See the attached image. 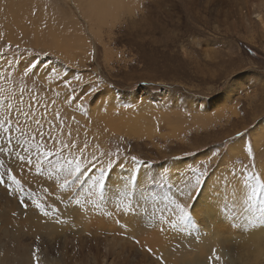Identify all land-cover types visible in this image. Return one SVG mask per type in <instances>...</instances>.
<instances>
[{"label": "rangeland", "instance_id": "1", "mask_svg": "<svg viewBox=\"0 0 264 264\" xmlns=\"http://www.w3.org/2000/svg\"><path fill=\"white\" fill-rule=\"evenodd\" d=\"M32 1L30 12L29 2L20 9L16 1L0 0V145L15 146L14 154L32 160L21 172L12 164L13 157L0 156L5 161L0 167L5 181L11 171L32 192L25 210L0 185V264H264V256L255 260L244 241L246 231L264 233V211L259 210L264 204V0H127L128 7L135 8L132 14L123 9L118 13L121 17L105 18L101 25L93 15L87 16V23L85 16V12L91 13L89 3L95 0H84L89 9L83 0ZM74 2L86 11H78ZM24 8L22 16L31 13L33 17L21 18ZM11 10L16 13H9ZM16 14L21 20L13 18ZM3 18L10 22V28ZM15 21L23 27L25 21L27 24L23 28ZM52 35L60 40L59 44L55 41L58 47ZM30 61L37 62L36 75H31V70L28 75L23 72ZM45 64L70 78L75 74L85 83L97 82L99 93L91 106L81 111L65 102L68 90L45 77ZM73 85L79 87L74 79ZM144 115L148 117L143 119ZM107 117L118 119L119 126ZM112 123L119 127L117 131ZM131 127L141 134L135 136ZM238 133L247 134L241 140L250 142L253 155L249 157L246 149L238 150L233 153L239 157L233 167L228 160L222 163L213 150L223 154L225 149L220 146L225 142L240 144ZM253 137L259 139L257 147ZM118 150L129 157L125 161L129 166L133 156L142 161L135 166L138 182L161 171L174 174L193 164L208 165L204 188L214 189L218 180L228 187L224 189L227 194L224 190L217 193L216 217L210 216L199 197L191 212L195 227L192 222L182 229L178 223L176 228L161 224V216L176 221L179 213L168 211L174 204L166 197L175 189L155 185V200L126 210L132 216L141 215L144 223L133 225L125 234L109 218L111 207L89 203L94 195L84 192L77 197L80 203H69L62 195L65 190L54 188L65 178L71 180L70 172L81 157L94 156L106 163ZM44 151L54 154L44 159ZM187 159L190 162L180 166L179 162ZM230 173L239 176L232 180ZM254 175L257 179H252ZM232 183L241 190L238 199ZM257 185L261 193L249 200ZM33 201L42 204L49 215L37 210ZM182 202L191 205V201ZM53 208L58 211L53 212ZM79 217L82 221L77 222ZM83 223L92 224L86 228ZM45 225L49 228L44 233ZM54 226L62 231L52 229ZM140 228H157L166 245L164 251L157 246L146 248L133 239L131 233ZM51 229L56 233L49 232Z\"/></svg>", "mask_w": 264, "mask_h": 264}, {"label": "snow or ice", "instance_id": "2", "mask_svg": "<svg viewBox=\"0 0 264 264\" xmlns=\"http://www.w3.org/2000/svg\"><path fill=\"white\" fill-rule=\"evenodd\" d=\"M43 66L46 69V78L58 81L64 89L68 90L65 96V102L74 104L75 107L81 111L91 106L93 98L97 97L99 93V85L97 82L88 81L85 83L80 76L73 74L70 78L66 73H62L55 67H50L47 64ZM30 70L31 75H36L38 71L37 62L30 61L23 68L25 75H28ZM73 79L79 84V87L73 85ZM59 95L60 94L57 93V96ZM24 115L27 116L26 113ZM58 115L57 113V116ZM37 124H39V121H37ZM0 127L3 126L0 125ZM11 130V125H9L7 131L10 132ZM246 136V133H238L236 140L240 141L239 145L236 141H227L220 146L225 149L223 154H220L218 150L214 149L213 155L219 156L222 163L228 160L233 167L235 161L239 159V157L233 153L241 148L246 149L248 156L252 157L253 151L250 142L245 139L241 140V137L245 138ZM7 139L9 145H11V138L8 137ZM14 147L15 146L0 145V156L13 157L12 164L23 172L26 167L31 166L32 160L30 157H25L18 152L14 154ZM61 147L75 148L76 146L62 145ZM53 154L52 151H44L42 153L44 159H47ZM56 154H59V152ZM128 159L129 157L122 156L119 150L109 156L106 163L100 162L99 159L94 156L87 158L81 157V159L75 162V167L70 172V176L72 177L71 180L65 178L62 185H54V188L59 187L65 190L62 192V195L66 197L69 203L73 200H77V203H80L77 197L84 192H87L89 195H94V200H90L89 203H93L97 207L102 205L111 207L112 212L108 213L109 218L124 231L125 234L133 225L143 226L144 223L141 215L132 216L130 211L126 210H132L134 205L136 209H138L142 206V202L155 200V185L165 186L168 189L174 188L175 191L172 195L166 197V199L174 204V208L168 209V211L175 213L178 210L179 215L176 221H173L170 216L167 218L161 216V224L167 223L172 228H176L178 223L182 229L186 223L192 222L193 227H195L191 212L194 210L195 204L203 193L206 177L209 175L208 165L193 164L192 167L177 171L174 174L170 171H161L156 177L145 176L142 181L138 182V169L135 166L140 165L142 161H139L133 156L131 157L132 165L129 166L125 163ZM69 163L71 164L72 161H69ZM4 164L5 161L0 159V167H4ZM217 167H219V165H217ZM201 168L204 170L201 171ZM36 169L39 171V163L36 164ZM126 171L127 174H125ZM7 175L9 179L5 181L3 178L4 174L0 173V185L5 186L12 198L18 200L20 207L27 210L30 206L29 197L32 196V192L26 189L24 184L21 183V180L17 179L11 171H9ZM230 175L232 180H236L239 176V174L231 173ZM49 178L51 179V177ZM252 179H257V177L254 175ZM25 183L30 185L31 182L25 181ZM12 185H15V189L12 188ZM234 188L239 190L238 185H234ZM73 189L77 191L73 192ZM261 191V186L257 185L252 189L248 199H254ZM185 200L191 201V205L187 202H182ZM32 203L35 202L33 201ZM35 207L44 216L49 215V212L45 210L42 204L35 203ZM259 210L264 211V204L260 206ZM52 211L56 212L58 209L53 208ZM160 230L165 231L163 227H161ZM133 239H135V237H133ZM36 251H39V249ZM148 251L151 252L152 250L149 249Z\"/></svg>", "mask_w": 264, "mask_h": 264}, {"label": "bare ground", "instance_id": "3", "mask_svg": "<svg viewBox=\"0 0 264 264\" xmlns=\"http://www.w3.org/2000/svg\"><path fill=\"white\" fill-rule=\"evenodd\" d=\"M17 2L18 3V5L20 4V9H21V2H20V0H19V2L17 1V0H12V2L14 3V2ZM22 1V0H21ZM26 1V2H25ZM24 2H23V4H22V6H27L26 5V3H28L29 2V5L30 6H28V10L27 11H29L30 10V12H32V10L30 9V7L32 6V4H30V3H32L33 1L31 0V1H28V0H25ZM28 1V2H27ZM74 1V0H73ZM75 1H77V0H75ZM80 1V0H79ZM82 1V0H81ZM84 1V0H83ZM92 0H90V2H91ZM94 1V0H93ZM125 1V0H124ZM127 1V0H126ZM12 2H11V5H12ZM15 2V3H16ZM34 3V2H33ZM75 3V2H74ZM76 3H78V1L76 2ZM75 3V4H76ZM84 4L86 3V1H84L83 2ZM83 3H82V5L81 6H83ZM125 3V2H124ZM121 0H95V2L94 3H89V5H91L92 6V10H91V13H87L86 14V12H85V16H86V19H88L87 18V16L89 17L90 15H93V17L94 18H96L97 19V21H98V23H100V25H101V23L102 22H104V19L106 18V20L108 19V17H111L112 19H114V20H116V17L117 16H120V15H118V13L121 11V10H131L129 7H128V1H127V3H125L124 4ZM131 3V2H130ZM1 4V3H0ZM2 4H4V6H5V4L6 3H2ZM10 4V3H9ZM71 4H72V2H71ZM78 4H76V6H77ZM86 5V4H85ZM1 6V5H0ZM17 6V5H16ZM73 6H74V4H73ZM75 6V7H76ZM87 6V5H86ZM91 6L89 7V6H87L88 7V9L89 8H91ZM129 6H131V5H129ZM6 7H7V4H6ZM13 9H14V7L13 6H11ZM19 7L17 6V9H15V10H18L19 9ZM65 7V6H64ZM78 8V11H81V9L82 8H80V10H79V7L80 6H77ZM84 7V6H83ZM11 8V9H12ZM16 8V7H15ZM32 8V7H31ZM7 8H5L4 10H6ZM9 9H10V7H9ZM12 9V10H13ZM25 10H20L21 11V18L23 17L22 16V12H24V11H26V8H24ZM68 9H69V7H68ZM74 9H76V8H74ZM76 9V10H77ZM135 9V8H134ZM134 9H132V10H134ZM10 11L9 13H11V12H13V11ZM14 10V11H15ZM86 11V8L84 7L83 9H82V11ZM132 10L130 11L131 12V14H132ZM72 11V10H71ZM30 12H28V13H30ZM39 12V11H38ZM70 12V11H69ZM122 12V11H121ZM258 12V11H257ZM9 13H8V15H9ZM14 14L16 13V12H13ZM18 13H19V11H18ZM43 13V12H42ZM59 13V12H58ZM72 13V12H71ZM76 13V12H75ZM124 13V12H123ZM261 13V12H260ZM1 14V13H0ZM74 14V13H73ZM79 14L80 13H78V16H79ZM82 14L83 13H81L80 15L82 16ZM252 14L254 15V14H256V12L254 11V12H252ZM13 15V14H12ZM24 15V14H23ZM27 14H25L24 15V17L26 16ZM29 15H31V17H33L32 16V14L30 13ZM29 15H27V16H29ZM129 15H130V13H129ZM135 15V14H134ZM133 15V16H134ZM58 16H60V14H58ZM122 16V15H121ZM120 16V17H121ZM131 16V15H130ZM258 18L260 17V14L258 13L257 15H256ZM1 17V16H0ZM9 17H11V16H9ZM14 17H18V15L16 14L15 16H13V18ZM23 17V18H24ZM43 17V16H42ZM83 17V16H82ZM91 17V16H90ZM20 18V16L18 17V19ZM26 18V17H25ZM83 18H85V17H83ZM92 18V17H91ZM118 18V17H117ZM4 19V18H3ZM17 19V18H16ZM30 19V18H29ZM28 19V20H29ZM54 19H56V18H54ZM59 19V18H58ZM260 19V18H259ZM2 19H0V21H1ZM6 19H4V21H5ZM9 20V19H8ZM19 20H21V19H19ZM32 20H34V19H32ZM57 20V19H56ZM61 20V19H60ZM83 20V19H82ZM90 20V18L87 20V23H88V21ZM11 21V20H10ZM24 21V20H23ZM29 21H31V20H29ZM35 21V20H34ZM84 21V20H83ZM108 21V20H107ZM2 22V21H1ZM21 22V21H20ZM90 22V21H89ZM4 23V22H3ZM7 23H9L8 24V26L10 25V22H7V20H6V25H7ZM15 23H17L16 21H15ZM24 23V22H23ZM25 23L27 24V22L25 21ZM35 23H36V21H35ZM38 23V22H37ZM36 23V24H37ZM95 23V22H94ZM104 23H106V22H104ZM108 23V22H107ZM19 26H21V24L20 23H17ZM26 24H24V27H25V25ZM32 24H34V22H32ZM39 24V23H38ZM90 24V23H89ZM88 24V26H90ZM103 24V23H102ZM18 26V27H19ZM29 27H30V24L28 25ZM32 26V25H31ZM104 26V25H103ZM21 27H23V24H22V26ZM23 27V28H24ZM29 27H26V28H28L29 29ZM35 27V26H34ZM33 27V28H34ZM36 27H39V25L37 26L36 25ZM9 28H10V26H9ZM8 28V29H9ZM12 28H14V27H12ZM22 28V29H23ZM93 28V27H92ZM95 28V27H94ZM6 29V28H5ZM16 29V28H15ZM30 29H31V27H30ZM38 29V28H37ZM36 29V30H37ZM90 29V28H89ZM112 29V28H111ZM14 30V29H13ZM25 31H26V29H24ZM23 30V31H24ZM47 30V29H46ZM92 30V29H91ZM93 30H95V29H93ZM7 31H9V30H7ZM14 31H16V30H14ZM19 31V30H18ZM27 31H29L30 32V30H27ZM27 31H26V33H27ZM33 31V30H32ZM34 31H35V29H34ZM33 31V32H34ZM57 31V30H56ZM97 31V30H96ZM102 31V30H101ZM13 32V31H12ZM17 32V31H16ZM38 32V31H37ZM36 32V33H37ZM53 32V31H52ZM62 32H63V30H62ZM65 32V31H64ZM9 33V32H8ZM22 33V32H21ZM35 33V34H36ZM41 33V32H40ZM12 35L14 34V33H11ZM25 34V33H24ZM38 34V33H37ZM58 34H60L59 32H58ZM32 36V34H30L29 33V36ZM40 35H43L42 33L41 34H39V36ZM62 35V34H61ZM17 36V35H16ZM25 36V35H24ZM37 36V35H36ZM45 35H43L42 37H44ZM47 36V35H46ZM53 36H55V35H52L51 37H53ZM12 37H14L15 38V36L13 35ZM18 37V36H17ZM16 37V39H19L20 37H18L17 38ZM21 37H23L22 35H21ZM27 37V36H26ZM35 37V35L32 37V38H34ZM24 39H25V37H23ZM29 38V37H28ZM45 38V37H44ZM61 38H64V37H61ZM66 38V37H65ZM21 39V38H20ZM53 39H54V37H53ZM80 39V38H79ZM22 40V39H21ZM20 40V41H21ZM26 41H27V39H25ZM38 41L40 40V39H37ZM61 40H63V39H61ZM20 41H18V42H20ZM55 41H56V38L53 40V43L55 44ZM59 41L60 40H58V42L56 41V43L57 44H59ZM52 42V41H51ZM57 44H55L56 46H57ZM38 45V44H37ZM58 47V46H57ZM59 48L62 50V47L61 46H59ZM67 48V47H66ZM61 50H59V51H61ZM213 57V56H212ZM145 110V109H144ZM146 110H147V108H146ZM145 110V111H146ZM149 110V109H148ZM97 112V111H96ZM149 112V111H148ZM145 114H147V112L145 113ZM134 115V114H133ZM98 116V115H97ZM111 116H113V115H111ZM147 116V115H146ZM145 115H144V118H143V116H142V118L143 119H145V117H146ZM99 117V116H98ZM110 117V116H109ZM148 117V116H147ZM128 118H131V117H128ZM136 118V117H135ZM107 119H108V117H107ZM114 119H115V117H114ZM114 119L112 120V117H111V120L112 121H114ZM137 119V118H136ZM109 120V119H108ZM120 120V119H119ZM131 120V119H130ZM133 120V119H132ZM166 120H167V118H166ZM110 121V120H109ZM112 121H110V122H112ZM115 121H116V119H115ZM114 121V122H115ZM117 121H118V119H117ZM115 122V124L117 123V126H119L118 124H119V122ZM125 121H127V122H129V120H124V122ZM134 121V120H133ZM171 121V120H170ZM124 122H123V124H124ZM146 122V121H145ZM151 122V121H150ZM122 122H120V124H121ZM137 123V122H136ZM147 123V122H146ZM166 123V122H165ZM168 123V122H167ZM110 124V123H109ZM122 124V126L123 127H126V126H124ZM143 124V123H142ZM148 124V123H147ZM170 124V123H169ZM178 124V123H177ZM111 126H112V129L114 128L115 130H116V125H114V127H113V123L111 124ZM128 126H129V123H128ZM133 126V125H132ZM170 126H172V127H174L173 125H170ZM169 127V126H168ZM177 126H175V128H176ZM119 128V127H118ZM118 128H117V130H118ZM111 129V130H112ZM113 129V130H114ZM129 129H131L130 131L133 133V132H135V136H136V133H138L139 132V130L137 131V129H133L132 127L131 128H129ZM140 129V128H139ZM146 129H149L148 127L146 128ZM116 130V131H117ZM132 130H136V131H132ZM256 130V129H255ZM148 132H150L149 130H147ZM146 131V132H147ZM119 132V131H118ZM121 132V131H120ZM144 131H142V133H143ZM122 133H123V131H122ZM140 134H141V131L139 132ZM145 133V132H144ZM252 134H253V131H252ZM142 135H146V137H147V135L148 134H142ZM152 135V134H151ZM258 135V134H257ZM137 136H138V134H137ZM156 136V135H155ZM130 137V136H129ZM148 137L150 138V135H148ZM258 137V136H257ZM257 137H253L254 138V144H255V147H257L259 144L257 143L258 142V138ZM151 139V138H150ZM238 145H239V143L238 142H236ZM256 144H257V146H256ZM242 149V148H241ZM256 149V148H255ZM236 153V152H235ZM188 162H190V159H187V160H185V161H182V162H179V163H181V165L180 166H182V163H188ZM192 162V161H191ZM169 167H171V166H169ZM178 167V166H177ZM176 167V168H177ZM172 168H173V166H172ZM176 170V169H175ZM263 174V173H262ZM263 177H264V175H263ZM213 178V177H212ZM216 182H220L221 183V181H215V183ZM226 182V181H225ZM213 183V182H212ZM220 183L219 184H215V187H214V189H208V187L207 188H204V190H203V193H202V195L200 196L201 197V202L200 203H202L203 205L202 206H207L208 207V209L210 210V216L212 217V218H215L216 217V211H217V200H218V194H220L224 189H225V186H222V185H220ZM223 185H224V183H222ZM226 185V184H225ZM231 185V184H230ZM234 184L232 183V185L231 186H233ZM211 186V185H210ZM212 186H214V185H212ZM227 186V185H226ZM206 187V186H205ZM230 187V186H229ZM241 189V188H240ZM225 190H228V187H226V189ZM224 190V191H225ZM233 191V190H232ZM234 191H235V189H234ZM236 191H237V189H236ZM218 193V194H217ZM225 193H226V191H225ZM222 194V193H221ZM220 194V195H221ZM227 194V193H226ZM226 194L225 195H223V196H225L226 197ZM239 194V195H238ZM240 194H241V190H238V193L237 194H235V196H237L236 198L238 199L239 197L238 196H240ZM222 196V197H223ZM243 199V198H242ZM241 199V200H242ZM220 201H221V199H219ZM199 201V200H198ZM219 202V201H218ZM11 203V202H10ZM7 205H8V203H7ZM9 206H11V205H9ZM205 206V207H206ZM11 208V207H10ZM203 209H205V208H203ZM219 210L221 209V208H218ZM218 210V211H219ZM222 210V209H221ZM13 211V210H12ZM16 211V210H15ZM203 210H201V212H202ZM207 212V209L206 210H204V213H206ZM74 213L75 214H77L76 213V211H74ZM73 212H72V214H74ZM67 214H69L70 215V212H68ZM68 215V216H69ZM77 218H78V216H76ZM76 217H75V219H76ZM81 217V216H80ZM80 217H79V219H78V221L77 222H79L80 220L82 221V218L80 219ZM12 220V219H11ZM27 220V219H26ZM77 220V219H76ZM30 221V220H29ZM37 221H39L38 220V218H37ZM93 221V219L91 220V222ZM96 221V220H95ZM31 222V221H30ZM87 222V221H86ZM86 222H84V223H86ZM32 223V222H31ZM36 223V222H35ZM34 223V225H36ZM83 223V225H85V227L87 226V225H91L92 223H93V225L95 226V224H94V222H92V223H89V224H84ZM97 223V222H96ZM103 223V222H102ZM102 223H100L99 225H101ZM108 223H109V221H108ZM219 223V222H218ZM106 224V223H105ZM210 224H211V222H210ZM77 226L79 225V224H76ZM92 225V226H93ZM99 225H98V227H99ZM104 225V224H103ZM215 225V224H214ZM33 226V225H32ZM40 226V225H39ZM46 226H48V227H46ZM93 226V227H94ZM104 226H106V225H104ZM103 226V227H104ZM216 226H217V224H216ZM215 226V227H216ZM45 227H46V229L44 230V231H42V232H44L45 233V231L49 228V225H45ZM79 227H81V226H79ZM87 227H89V226H87ZM86 227V228H87ZM101 227V226H100ZM92 228V227H91ZM251 228V227H250ZM37 229V228H36ZM52 229H57L55 226H54V228L52 227ZM51 229V230H52ZM59 230H61L62 231V229H60V228H58ZM58 229H57V232H58ZM155 229V230H154ZM152 228V229H150V230H148V231H146V229H143V228H140V229H135L134 231H133V233H131V235L133 236V237H135V238H137V239H139L140 240V243L142 244V246H145L146 248H150V247H152V246H157L158 248H161V251H164V248H163V245L164 244H162V241H163V237H162V234H159L158 233V231H157V228ZM214 229V228H213ZM216 229V228H215ZM248 229V228H247ZM39 230V229H38ZM51 230H49V232H52L53 234H55L56 232H53V230L51 231ZM66 230V229H65ZM77 230V229H76ZM97 230V229H96ZM208 230H210V228L208 229ZM48 231V230H47ZM55 231V230H54ZM67 231V230H66ZM88 231H89V229H88ZM87 231V232H88ZM102 231V230H101ZM252 231H254V230H252ZM248 232V231H246V234H245V239H244V241H245V244H246V246H248V251L250 252V254H251V256L255 259V260H258V259H261V258H263V256H264V251H263V245H264V233L261 231H254V232ZM24 232V231H23ZM49 232H46V233H49ZM60 232V231H59ZM82 232V231H81ZM84 233V232H83ZM115 233V232H114ZM219 233V232H218ZM28 234V233H27ZM59 234V233H58ZM57 234V235H58ZM90 234V233H89ZM31 235V234H30ZM216 235V234H215ZM247 235V236H246ZM51 236V235H50ZM217 236V235H216ZM213 237V236H212ZM221 237V236H220ZM218 238V237H217ZM164 239H166V238H164ZM206 240V239H205ZM205 240H203V241H205ZM239 240V239H238ZM202 241V240H201ZM208 242L207 243H209V240H207ZM210 241H212V240H210ZM214 242H215V239H214ZM206 243V242H205ZM213 243V242H212ZM2 244V243H1ZM206 245V244H205ZM216 244H214L213 246H215ZM141 246V245H140ZM164 246H166V245H164ZM217 246V245H216ZM219 248V247H218ZM213 249H215V248H213ZM212 248H211V250H213ZM209 250V249H208ZM167 251V250H166ZM215 251V250H214ZM220 251V250H219ZM167 252H169V250L167 251ZM171 252V251H170ZM175 252V251H174ZM176 252H178V251H176ZM209 252L210 251H208V254H209ZM222 252V251H221ZM26 253H28V252H26ZM213 253V252H212ZM212 253H210V254H212ZM179 254H181V253H179ZM185 254V253H184ZM213 254H215V252L213 253ZM169 255H170V253H169ZM172 255V254H171ZM201 255V254H200ZM204 255V254H203ZM2 256V255H1ZM5 256H7V255H5ZM167 256H168V254H167ZM30 257V256H29ZM175 257V256H174ZM187 257V256H186ZM200 257V256H199ZM204 257V256H203ZM176 258V257H175ZM172 260V259H171ZM21 261V260H20ZM27 261H29L28 260V258H27ZM174 262V261H173ZM19 262H17V264H18ZM6 264H7V262H6ZM23 264V263H22ZM190 264V263H189ZM200 264V263H199ZM205 264V263H204Z\"/></svg>", "mask_w": 264, "mask_h": 264}]
</instances>
